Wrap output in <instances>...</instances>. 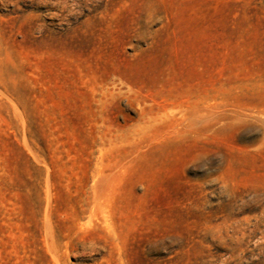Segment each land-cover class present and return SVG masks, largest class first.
<instances>
[{
  "label": "rangeland",
  "instance_id": "obj_1",
  "mask_svg": "<svg viewBox=\"0 0 264 264\" xmlns=\"http://www.w3.org/2000/svg\"><path fill=\"white\" fill-rule=\"evenodd\" d=\"M0 264H264V0H0Z\"/></svg>",
  "mask_w": 264,
  "mask_h": 264
}]
</instances>
